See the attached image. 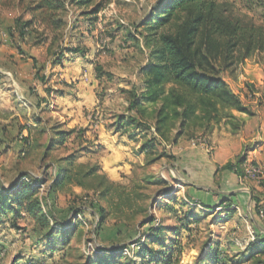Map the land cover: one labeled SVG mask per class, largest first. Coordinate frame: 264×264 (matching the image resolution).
Listing matches in <instances>:
<instances>
[{
	"label": "rangeland",
	"instance_id": "rangeland-1",
	"mask_svg": "<svg viewBox=\"0 0 264 264\" xmlns=\"http://www.w3.org/2000/svg\"><path fill=\"white\" fill-rule=\"evenodd\" d=\"M211 1L213 19L200 25L196 44L210 47L217 76L250 114L264 110V20L237 0ZM158 2L109 0L94 16L83 15L92 6H67L56 36L33 20L23 37L16 22L32 20L26 5L19 6L17 0L0 3V185L7 188L26 175L44 182L39 193L46 198L55 165L66 160L72 176L80 178L95 168L96 176L111 183L103 197L96 189L106 185L101 186L96 177L84 179L83 188L71 185L55 193L54 211L65 226L76 221L80 233L54 256L42 253L22 229L1 225L0 264H85L88 258L103 257L101 250L116 252L122 264H138L136 245L145 242L157 251L160 244L168 246L174 239L180 248L172 264H196L208 242L217 247L221 264L264 262V245L259 247L262 241L247 214L241 211L228 217L216 208L206 212L182 205L187 198L182 188L189 180L175 170L174 153L191 145L210 150L228 126L233 132L240 129L237 112L219 108L214 113L207 108L212 119L206 120L200 112L183 126L172 122L164 140L154 131L160 102H142L145 113L129 111L132 94L139 98L144 92L140 71L154 50L155 41L148 39L142 24ZM218 24L220 33L214 32ZM235 26L261 34L259 48L235 46L236 39L226 47L229 36L223 34ZM231 115L234 119H229ZM133 118L137 124L131 122ZM152 138L154 151L140 156L141 144ZM90 204L105 211L103 223ZM188 211L187 218L200 217L199 223L186 224L189 231L172 235ZM150 218L155 219V227L165 228L164 236L154 243L145 240L148 227L141 229Z\"/></svg>",
	"mask_w": 264,
	"mask_h": 264
},
{
	"label": "trees",
	"instance_id": "trees-1",
	"mask_svg": "<svg viewBox=\"0 0 264 264\" xmlns=\"http://www.w3.org/2000/svg\"><path fill=\"white\" fill-rule=\"evenodd\" d=\"M4 1L0 0V3ZM237 1L245 10L256 11L259 18L264 20V0ZM17 2L19 6L26 5V10L32 16L31 21L22 25H19L18 21L16 22L17 32L19 36L23 37L33 24V20L37 21L44 30H49L56 36L64 25L61 15L67 6L78 9L92 6L91 10L84 12L83 15L94 16L109 3V0H17ZM214 7L215 5L211 0H159L148 20L142 24L148 33V39L155 41L154 50L150 55L148 64L140 71L144 77V92L139 98L135 92L132 94L129 111L145 113L142 102L149 105L160 102L161 106L157 111L154 131L158 137L164 140L170 129L169 124L172 122L179 121L180 126H183L187 120L200 112L206 120L212 119L214 115L209 113L207 108H211L214 113H218L220 108L222 111L229 110L252 115L242 105L239 97L231 93L227 84L217 76L214 67L215 59L210 47L207 44L205 46L196 44L199 27L205 21H212L211 15ZM218 22L217 19L214 22L215 25ZM167 28H170V31L164 32ZM214 32L220 33L219 24L215 26ZM9 33L12 35L11 30ZM223 35L229 36L226 47L233 45L231 44L232 39H236L235 46L242 43L243 47L256 45L259 48L260 45L259 37L261 34H257L254 28L240 29L235 26ZM237 36L242 38L238 39ZM57 59L58 62L56 63L60 64L61 59ZM32 65L33 67L36 66L34 59H32ZM167 86L168 89H165ZM229 119H234V116L231 115ZM135 121L134 118L131 120L133 123H136ZM128 124V121L124 123V125ZM154 148L155 138H152L141 144L138 153L148 157ZM244 163L245 158L242 157L235 163H227L220 171L232 172L243 179ZM69 166L68 160L55 165L54 177L46 198L41 197L39 193L40 186L44 182L39 179H31L26 175L8 185L7 188L0 185V225L7 223L10 229H22L36 247H41L44 254H52L59 249L61 250V246L67 244L70 238L77 237L80 233V227L76 221L65 226L54 211L55 193L71 185L83 188L85 187L84 179L90 177H96L101 186L106 185L105 189L104 187L96 189L100 197L105 196L107 189L111 187V183L107 181L106 177L96 176L98 174L97 169L92 168L78 178L77 174L73 176L70 174ZM252 200L254 201L252 213L254 212L256 216H259L258 202L254 198ZM170 201L172 202L173 199ZM182 205H191V202L187 200ZM90 206L94 210L96 209L95 212L99 215L100 223H103L105 211L97 205L90 204ZM191 207L194 208V206ZM207 210L212 209L208 208ZM191 213L194 214V211ZM183 215L182 218H179V220L183 219L182 224H179V227L172 231V235L176 237L181 231H189V226L186 224H197L201 219L196 216H191L192 218L188 219L189 211ZM225 216L229 217L228 214ZM21 222L24 224V228L18 227ZM100 223L94 230L95 236H97V230H100ZM146 226L148 227L145 234L146 241L154 243L164 236L165 228L155 227L154 218L143 222L141 229ZM253 230L255 231V229ZM255 235L258 241H262L259 247H263L264 236L257 234L256 231ZM179 248L180 244L177 239L170 242L168 246L160 244L157 251H152L144 242V244L136 245L134 257L138 260V264H172ZM204 250L205 253L201 255L196 264H221L216 246L208 242L204 245ZM100 252L104 254L103 257L88 258L85 264H122L119 262L121 258L115 256L117 255L116 252L109 250H101ZM258 264H264V262Z\"/></svg>",
	"mask_w": 264,
	"mask_h": 264
},
{
	"label": "crops",
	"instance_id": "crops-1",
	"mask_svg": "<svg viewBox=\"0 0 264 264\" xmlns=\"http://www.w3.org/2000/svg\"><path fill=\"white\" fill-rule=\"evenodd\" d=\"M234 116L242 124L240 129L233 132L228 126V132L224 137L213 140L214 147L210 150L202 149V145H191L174 153L177 156L175 170L189 180L182 188L187 195L185 202L189 200L191 206L200 207L206 212H210L208 208H216L229 216L245 212L251 227L264 236V180L260 186L253 182L243 183L234 173L220 171L227 163H235L242 157L245 162H253L264 168V110L259 109L251 116L238 113H234ZM127 169L130 170L129 167ZM107 176L116 181L110 172H107ZM252 198L262 208H259L262 215L252 213ZM46 254L47 257L55 255Z\"/></svg>",
	"mask_w": 264,
	"mask_h": 264
},
{
	"label": "built area",
	"instance_id": "built-area-1",
	"mask_svg": "<svg viewBox=\"0 0 264 264\" xmlns=\"http://www.w3.org/2000/svg\"><path fill=\"white\" fill-rule=\"evenodd\" d=\"M244 178L260 186L264 180V168L253 163L245 162L243 166ZM260 215L262 212L260 211Z\"/></svg>",
	"mask_w": 264,
	"mask_h": 264
}]
</instances>
